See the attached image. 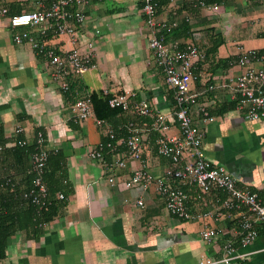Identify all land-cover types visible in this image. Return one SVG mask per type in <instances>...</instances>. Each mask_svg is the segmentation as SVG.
<instances>
[{"label":"crops","instance_id":"obj_1","mask_svg":"<svg viewBox=\"0 0 264 264\" xmlns=\"http://www.w3.org/2000/svg\"><path fill=\"white\" fill-rule=\"evenodd\" d=\"M51 1L0 0V8L6 6L9 14H14L48 6ZM214 3L219 4L218 10L196 6L194 0H168L157 10V16L177 22L167 34L169 43L183 46L192 42L209 50L213 41L221 40L214 51H205L207 59L195 70L190 83L197 100L191 108L192 122L204 133L205 157L212 164L224 166L239 186L256 192L264 203V121L245 119L236 110V97L231 91L232 80L241 70L232 62L239 52L254 49L264 55V1ZM141 6L142 0H90L83 7L86 20L77 33V42L73 44L67 35L49 36V44L64 50L73 45L84 47L93 38L92 65L80 78L81 88L89 93L91 102L93 97L107 98L108 104L112 96L126 94L130 102L146 100L153 109L151 115H138L108 104L121 111L100 125L92 117L74 120L73 100L59 90L44 57L28 42L16 44L12 40L14 31L28 27L11 29L0 15L3 137L10 142L13 130L19 126V137L30 143L35 132L41 130L47 148L64 158L66 180L73 189L66 205L42 225L37 237L25 230L10 236L0 264H199L204 260L225 264L219 260L222 245L229 239L235 247V257L229 264L264 262V228L258 225L257 237L241 247L237 242L236 210L221 208L227 197L224 190L200 193L193 183L171 178V184L187 194L188 211L202 215L180 219L166 211L154 183L144 189L119 187L107 180L105 166L87 155L89 148L102 144L106 163L124 159L125 166L116 170L119 179H127L140 165H145L153 176L162 175L169 166L167 158L156 154L157 116L165 115L166 134L179 135L177 107L174 90L166 84L148 47ZM32 34L37 37L35 32ZM128 121L135 123L142 136L138 160H128L124 155V125ZM109 130L118 134L115 141L109 138ZM7 153L5 170H15L16 177H22L29 154L15 157ZM139 197L143 207L136 204ZM205 224L220 229L216 241L206 243L201 239Z\"/></svg>","mask_w":264,"mask_h":264},{"label":"built area","instance_id":"obj_2","mask_svg":"<svg viewBox=\"0 0 264 264\" xmlns=\"http://www.w3.org/2000/svg\"><path fill=\"white\" fill-rule=\"evenodd\" d=\"M90 0H52L48 6H41L29 11L14 14L7 13V8H0V15L6 19L11 29L28 27L26 30L13 32L12 40L16 44L28 42L39 54L50 69V75L57 87L63 93L73 85L75 93L71 102L73 118L80 122L92 117L95 124L100 125L102 120L93 113L89 93L80 89L82 73L92 65L95 45L90 38L84 47L75 46L64 50L48 43L49 36L60 37L67 35L74 44L77 42V33L85 22L83 7ZM196 6L209 10H218V3H205L203 0H194ZM141 11L147 27L148 47L154 62L161 68L167 85L174 90L176 103L175 116L178 122L179 135L166 134L167 125L164 123L165 115H158V137L156 139V154L169 160V166L164 173L153 176L145 165L133 169L127 179H119L116 170L125 166V160L116 159L113 163L104 161L102 147H91L87 155L91 159L101 162L107 169V180L116 183L122 188L140 186L146 188L154 183L156 192L162 197L166 211L180 219L201 218L200 214H191L187 209L188 196L185 191L171 184L170 179L193 183L200 193L211 189H221L227 194L221 208L225 211L236 210L238 230L237 242L246 247L258 235V225L264 227V203L258 194L248 188L238 185L237 180L222 165H215L207 159L202 150L204 133L202 129L192 122L191 108L197 104L196 94L190 91V83L195 78V70L206 61L205 50L189 42L179 46L177 42H167V34L177 25L171 21L157 16V2L155 0H142ZM35 32L37 37L32 33ZM99 31L94 30V35ZM241 67L240 73L232 80L231 88L236 97V110L248 120L264 121V55L257 50H241L232 61ZM129 95L117 94L108 99L111 107H120L122 110H132L138 115H151L153 109L146 100L132 101ZM204 111V109H202ZM207 115V113H206ZM210 119V118H209ZM124 128L127 132L125 138V158L138 160L141 155L142 136L133 121H128ZM21 127L13 130V138L6 142V146L25 145L26 139H18ZM109 138L114 139L111 130ZM41 132L35 134V148L30 154L29 173L34 175L33 183L23 192L22 197L41 205L46 197L47 188L42 180L47 156L50 150L44 143ZM107 146H111L108 142ZM3 146H0V152ZM9 179H7L8 181ZM62 199L63 194L57 193ZM139 207H143V200H136ZM217 214H221L220 210ZM43 223L42 225H44ZM221 234L220 229L205 224L200 231V237L206 243L217 240ZM222 255L219 261L229 264L235 257L234 241L229 239L222 245ZM211 260L201 261L199 264H212Z\"/></svg>","mask_w":264,"mask_h":264},{"label":"trees","instance_id":"obj_3","mask_svg":"<svg viewBox=\"0 0 264 264\" xmlns=\"http://www.w3.org/2000/svg\"><path fill=\"white\" fill-rule=\"evenodd\" d=\"M155 1L157 2L158 10L161 5L166 3L168 0ZM203 1L205 3L220 2V0ZM4 7L7 8L6 6ZM7 13L9 15L8 8ZM175 28L176 27H174V29ZM220 43V39L213 41L209 50H207L208 48H205L206 53L208 51H214ZM79 88L81 89V83ZM74 89L75 87L72 85L68 91L64 92L67 97H71L72 100L75 93ZM92 101L91 105L93 113L96 118L102 121H105L108 117L116 116L117 113L121 111L118 108L109 107L107 104V98L101 100L93 97ZM111 131L114 134L113 140L115 141L118 134L114 130ZM2 132L3 130L0 123V146H3V149L0 152V260L5 255L4 252L11 235L25 230L26 232H31L33 237H37L42 232V224L52 220L58 214L61 207L66 205L68 196L73 192L72 185L66 180L67 172L64 158L61 157L59 152H53L50 150L47 156L45 170L42 175V180L47 188L46 197L43 198V203H41V205H37L31 202L30 199L23 198V192L30 188L34 179V175L29 173L30 159L29 164L21 171V175L23 176L20 178L16 177L15 170V173L13 171H6L3 161L5 158L4 156L5 154H8V151L15 157H21L23 155L25 156V154H29L30 158V154L35 148V137L32 142L25 145H14L8 147L5 145L7 141L3 137ZM36 132H41L43 134L41 130H37ZM17 138L23 139L20 138L19 135H17ZM7 179L9 180L7 181ZM58 192L63 194L62 199L57 198L56 195ZM262 264H264V262Z\"/></svg>","mask_w":264,"mask_h":264},{"label":"bare ground","instance_id":"obj_4","mask_svg":"<svg viewBox=\"0 0 264 264\" xmlns=\"http://www.w3.org/2000/svg\"><path fill=\"white\" fill-rule=\"evenodd\" d=\"M16 128V127H15ZM37 129V128H36ZM33 137V136H32ZM102 142V141H101ZM132 174V173H131ZM138 199V198H137Z\"/></svg>","mask_w":264,"mask_h":264}]
</instances>
